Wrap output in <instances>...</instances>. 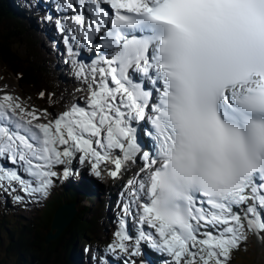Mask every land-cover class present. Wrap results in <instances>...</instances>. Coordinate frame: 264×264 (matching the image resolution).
<instances>
[{
    "label": "snow or ice",
    "instance_id": "obj_1",
    "mask_svg": "<svg viewBox=\"0 0 264 264\" xmlns=\"http://www.w3.org/2000/svg\"><path fill=\"white\" fill-rule=\"evenodd\" d=\"M41 19L80 87L59 112L0 87V194L39 206L57 181L131 173L92 264L264 243V0H53Z\"/></svg>",
    "mask_w": 264,
    "mask_h": 264
},
{
    "label": "trees",
    "instance_id": "obj_2",
    "mask_svg": "<svg viewBox=\"0 0 264 264\" xmlns=\"http://www.w3.org/2000/svg\"><path fill=\"white\" fill-rule=\"evenodd\" d=\"M0 1V63L6 72L14 74L25 93L43 104L55 105L60 103L61 97L67 99L74 94L69 85L62 86L57 58L48 48V40L39 30L30 28L28 21L14 11L9 1ZM19 46L24 47L23 55L18 52ZM41 91L55 93V96L41 99L38 95ZM87 197L85 191L59 186L45 203L35 206L30 219L13 222L10 214L4 211L0 216V249L5 248V254L0 264H52L51 258L53 263L72 264L70 245L79 246L80 237L90 246L103 247L111 235L105 231L102 201L96 203L94 212L90 205L77 203L72 222L57 240L47 243L48 232L60 205ZM236 257L235 262H240Z\"/></svg>",
    "mask_w": 264,
    "mask_h": 264
},
{
    "label": "bare ground",
    "instance_id": "obj_3",
    "mask_svg": "<svg viewBox=\"0 0 264 264\" xmlns=\"http://www.w3.org/2000/svg\"><path fill=\"white\" fill-rule=\"evenodd\" d=\"M9 1V0H6ZM19 2H21L22 4H24L27 10H32L34 14L37 15H42V11H48L50 8L53 7V3L52 2H48L46 0H43L45 6L41 7L39 9L36 8H30L29 4L32 3L34 4L36 2V0H18ZM1 2V1H0ZM32 14V17H29L28 19H30V21H28V25L33 28V21H36V16ZM40 21V20H39ZM48 31V35L49 37H51L52 39H54L58 44L60 43V40L62 39L61 35L58 33V31H53L52 29V25L50 24V27L47 29ZM49 40V43H52L53 40ZM43 45H45L44 43H42ZM46 46V45H45ZM55 57L61 62L63 63V57L62 54H59V52L55 51L53 52ZM23 55V54H22ZM57 62V66L60 67L58 76H61V74H64V78L65 79H61L62 81V86L63 84H67L69 85L70 83H74L76 81V79L73 77L72 75V70H71V65L70 63L68 65H63V66H59L60 62ZM60 79V78H59ZM81 177V178H78ZM83 177V178H82ZM92 177V176H91ZM77 178V179H76ZM74 179V178H73ZM74 180H78L76 181H71L69 184L62 186V187H72L76 190H83L89 193V191L93 192L94 194H96V199H98L99 201H102L105 210L108 213L112 214V218L115 219V214L114 212H117V196H116V192H115V187L112 186L111 184L108 183H99L98 186L94 185V181L97 180L94 176L93 179L90 178V176L87 174V172H85L83 175L81 176H75ZM59 187V186H58ZM58 187H56L55 189H57ZM0 198H4V202L12 203V205L19 210L20 209V203H13L12 198H10L9 196L5 197L3 194H0ZM108 200L107 203H105V200ZM12 201V202H11ZM0 203H1V199H0ZM4 204V203H3ZM113 207H115V209H113ZM96 207H93V209L91 211H95ZM131 227V226H130ZM260 243L261 248L264 250V243ZM83 248L78 247L77 244H71L70 245V260H73L74 262L79 259L81 256L83 257L82 260L87 259L90 255V253L88 254V252H82ZM159 257L158 255L155 254V257ZM156 257V264H162V261L160 258ZM262 260V259H261ZM72 261V264H74ZM264 264V261H263Z\"/></svg>",
    "mask_w": 264,
    "mask_h": 264
},
{
    "label": "rangeland",
    "instance_id": "obj_4",
    "mask_svg": "<svg viewBox=\"0 0 264 264\" xmlns=\"http://www.w3.org/2000/svg\"><path fill=\"white\" fill-rule=\"evenodd\" d=\"M33 23H34L33 25H36V21H33ZM32 29H34V26ZM48 48H50V47L48 46ZM18 52L21 54H24V47L19 46ZM60 65L61 66L65 65V62H63V63L60 62L59 66ZM59 78L65 79L64 74H61V76H59ZM66 85L63 84V87H65ZM79 85H80V83L77 80L74 83L72 82L69 84L71 89L78 88V87H80ZM5 86H7L8 91L13 92L15 94H18L23 98H29L30 97L31 102L34 103L35 105L39 106V107H47L50 111H54V112H59V111L63 110L61 103H58L55 105L43 104L40 101L35 100L31 94L25 93L24 89L22 88V86L19 83L18 78L14 74L7 73L6 70L4 69L3 65L0 63V87H5ZM73 178L75 179V176L70 177L69 179H67L63 182L57 181L56 187H57V185L58 186H65V185L69 184L71 181H76V182L78 181V180H74ZM9 197L12 198L11 196H9ZM0 199H1L0 216L5 211V212L10 214L11 218L13 219V222H16L17 219H25V218L30 219L34 215V210L36 207H35V205H33L30 202L29 203H20V209L17 210L12 205V203L8 204L7 202H4V198H0ZM107 202H108V200L105 203H107ZM13 203L15 204L16 202L13 200ZM113 209H115V207H113ZM107 223L108 222L105 220L104 224L106 226H107ZM109 228L110 227H107V230H108V233L111 235L114 230L112 228L111 229H109ZM70 244H71V242H70ZM81 247H83V246H81ZM4 254H5V248L0 249V260L3 258ZM236 255H237V257H236ZM235 257L236 258L239 257L240 262L236 263ZM263 261H264V250L261 248L259 241H257L254 237H252V238H250V240L247 244L246 250L244 249V247H241V249L238 252L234 253L232 264H263ZM51 263L52 264H58L57 261L55 263H53L52 258H51Z\"/></svg>",
    "mask_w": 264,
    "mask_h": 264
},
{
    "label": "water",
    "instance_id": "obj_5",
    "mask_svg": "<svg viewBox=\"0 0 264 264\" xmlns=\"http://www.w3.org/2000/svg\"><path fill=\"white\" fill-rule=\"evenodd\" d=\"M80 201H67L56 210L51 229L47 235L48 244L57 240L72 222L77 213V203L81 204Z\"/></svg>",
    "mask_w": 264,
    "mask_h": 264
}]
</instances>
